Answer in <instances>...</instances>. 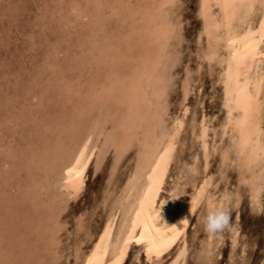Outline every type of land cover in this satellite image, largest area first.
Wrapping results in <instances>:
<instances>
[{"label":"rangeland","instance_id":"1","mask_svg":"<svg viewBox=\"0 0 264 264\" xmlns=\"http://www.w3.org/2000/svg\"><path fill=\"white\" fill-rule=\"evenodd\" d=\"M87 1L0 0V195L7 197L10 200L7 203L13 206L8 215L3 200H0V218L4 220L9 216L11 224L17 225L13 234L25 232L26 236L35 241L44 231L43 228H35L40 217L33 212L32 205L22 204L17 199L21 198L20 194L24 189L18 183L24 182L27 177L26 158L45 144V136H54L50 130L60 122L59 118L63 114L61 109L65 111L73 108L75 94L81 95L88 91L94 86L93 82L99 80L101 81L93 89H101L100 83L108 76V71L103 70L104 66L95 61L92 48L88 50L91 42L88 36L91 35L92 28L87 22L90 21L85 20L86 16L79 18L78 11L70 7L77 4L79 8L84 7ZM100 1L117 5L121 3L124 10L133 7L136 0ZM149 2L152 3L151 0ZM199 2L200 0H176L172 3L169 14L175 22L176 30L168 37L165 56L172 64L164 70L159 69L160 74L167 76V86L160 98L151 99L155 104L153 108L164 112L159 111L161 116H155L161 121L159 133L167 131L177 117L183 119L159 192L163 203L161 210H165L171 199V189H174L176 196L172 215H176L191 195L193 184L206 172L210 175V182L183 235L186 247L183 264H264V199L254 201V197L264 189V165L259 178L261 188L254 193L250 191L249 181L246 180L248 172L240 168L241 160L237 154L235 156L230 151L227 158H221V149L228 148V134L222 132L226 110L222 102V84L220 76L218 77L221 66L205 57V47L208 45L205 42L206 35L201 33ZM140 4L145 6L146 0L140 1ZM69 7L72 11L67 9ZM92 8L90 9L93 11L95 7ZM213 9L216 11L215 7ZM106 12L107 17L102 18L103 26L106 25L105 31L115 32L114 26L117 25L118 18L109 17L111 11L108 9ZM150 21L141 20L139 25L142 22V25L149 27L153 23ZM96 32L99 37L94 36L93 41H102L104 32L102 36L101 32ZM85 40L89 43L85 44ZM84 45L87 48L83 49L84 52L87 50L89 54L91 51L93 57L88 54L84 56ZM114 47H110L111 51H114ZM106 58L104 63L110 65L114 62H108L111 58ZM56 75H59L58 78ZM113 77L115 75L110 76L109 80H114ZM105 83L107 82L104 81L103 84ZM63 84L70 88L69 99L57 93ZM185 84L187 91L184 94ZM262 98L264 99V89ZM43 100L44 104H40L39 101ZM262 123L264 125V115ZM202 124L207 125L204 139L208 162L205 168L201 141L196 135ZM45 125L48 133L43 132ZM133 145L117 162L115 153L110 148L97 169L94 158H91L81 189L74 198L67 197L70 198L59 213L60 227L54 234L52 253H45L46 264L80 263L96 238L110 204L134 169L137 145ZM30 164L35 165V161ZM207 197L211 198L212 205L208 204ZM23 211L29 216L22 218ZM218 213H223L227 220L218 228H209V216ZM12 230L6 228L2 235L5 232L8 235ZM180 243L181 240H178L173 250L170 249L161 258L152 257L155 261L159 260L157 263L147 259L140 245L131 243L122 264H165ZM37 253L40 252L36 251ZM35 260L40 261L38 258Z\"/></svg>","mask_w":264,"mask_h":264},{"label":"bare ground","instance_id":"2","mask_svg":"<svg viewBox=\"0 0 264 264\" xmlns=\"http://www.w3.org/2000/svg\"><path fill=\"white\" fill-rule=\"evenodd\" d=\"M140 1L144 0H136L133 7L126 6L124 10L121 3L119 6L100 0H88L85 6L80 8L78 4L70 6L78 11V14L75 13L79 18L86 16L85 20L90 21L87 22L92 28L91 35L88 36V39H91L88 50L92 48L94 58L97 59L95 61L104 66L103 70L108 71L104 80L107 83L104 85L102 80L103 83L99 85L101 89L96 86L98 89L95 90L94 86L101 80L93 82L94 86L88 91L86 88L81 95L75 94L73 108L65 111L61 109L63 114L59 118L60 122L50 130L54 136H45V144L26 158L27 177L26 181L18 183L24 189L21 191V198L17 199L22 204L33 206V212L40 217L35 228H43L44 231L35 241L26 236L25 232L13 234L17 225L15 227L11 224L9 216L4 220L0 218V264H46L45 253H52L54 234L60 227L59 213L63 210L66 200L71 196L75 197L81 189L91 158H94L97 169L110 148L113 149L117 162L126 151V146L133 144L137 145L134 169L110 204L96 238L79 264H122L131 245L124 244L128 239L142 241L139 245L147 259L160 257L170 249L173 250L177 241L181 240L173 256L165 264H183L186 248L183 235L206 191L210 175L204 172L203 177L193 184L191 195L176 215H172L176 196L174 189H171V199L165 210H161L162 200L159 192L177 144V136L183 126V119L177 117L167 131L159 133L161 121L155 116L160 117L162 110L156 111L151 99L160 98L167 86V76L160 74L159 69L164 70L172 64L165 56L168 37L176 30L175 22L170 17V8L176 0H151V4L146 0L145 6L141 5ZM223 2L224 0H200L198 9L202 18L201 33L207 37L205 57L221 66L218 77L220 76L222 84V102L226 110L222 132L228 134V148L221 149V158H227L230 151H233L234 155L236 153L241 160L240 168L248 172L246 180L249 181L250 191L256 193L260 187L259 178L263 170L258 150L264 143L260 135L264 130V54H261L264 52V36L260 29V22L264 20V0H232L236 4L248 5L235 10L238 13L236 18H233V9H229L226 14L224 9L217 6ZM92 7H95L94 12ZM69 8L67 9L71 10ZM107 9L111 11L109 17L118 18V23L114 26L115 32L105 31L106 25L103 26L102 18L107 17ZM147 19L153 22L149 27L142 25L143 20L148 21ZM96 30L101 32L100 35L104 32L103 36L101 35L102 41H93L94 36L98 35ZM233 41L237 43L234 44ZM87 42L85 44L89 43ZM111 46H115L114 51H111ZM83 49H87L85 45ZM86 51H82L84 56L88 54ZM92 52L88 55L91 56ZM106 57L111 58L108 62H114L110 65L104 63V60L108 59ZM114 75V80H109L110 76ZM186 85L184 94L187 91ZM66 86L61 85L57 93L69 99L70 88ZM39 102L44 104V100ZM47 130L45 125L43 132ZM206 131L207 125L202 124L196 134L197 138H200L204 153V168L208 162L204 139ZM165 149H169L166 156L163 155ZM33 161L35 165L30 164ZM68 196L70 197L67 198ZM208 199V204H211V198ZM0 200H3L6 213L10 215L13 207L7 203L10 200L2 195ZM23 212L22 218L29 216ZM6 228H10V231L13 229L12 233L9 231L8 235V232L2 235ZM169 240L173 242L160 255L146 254L153 241L164 243ZM122 249H125L123 255ZM36 251L40 253L36 254ZM36 258L40 261L35 260Z\"/></svg>","mask_w":264,"mask_h":264},{"label":"snow or ice","instance_id":"3","mask_svg":"<svg viewBox=\"0 0 264 264\" xmlns=\"http://www.w3.org/2000/svg\"><path fill=\"white\" fill-rule=\"evenodd\" d=\"M217 6L224 9L226 14H227L229 9H233V18H236L238 15V13L235 11L236 9L248 7V5H246V4H236L235 2H232V0H224L223 3H220ZM260 29H261L262 36H264V20H262L260 22ZM233 43L235 44L237 42L233 41ZM249 47H251V45H249ZM261 54H264V52H262ZM234 58H235V54H234ZM260 135H261L262 139H264V130L261 131ZM249 142H251V138H250ZM133 147H134V145H128V146H126L125 150H130ZM168 151H169V149H165L163 155L166 156L168 154ZM258 151L260 154L259 155L260 162L262 165H264V143L261 144ZM260 199H264V189H262L261 192L256 197H254V201L260 200ZM262 210H264V207H262ZM208 219L210 222L209 228H218V227H220V225L222 223H224L227 220V217L223 213H218V214L209 216ZM172 231H176V229H172ZM141 242L142 241L140 239H135V240L128 239V240L124 241V244L128 245L130 243H135V244L139 245V244H141ZM172 242H173L172 240L166 241L164 243H156L155 241H153V243L150 244L149 247L147 248L146 254H148V255H153V254L160 255L163 252V250H165L167 247H169L171 245ZM124 251H125V249L121 250L122 255L124 254Z\"/></svg>","mask_w":264,"mask_h":264}]
</instances>
